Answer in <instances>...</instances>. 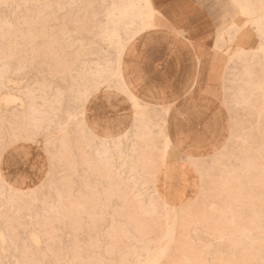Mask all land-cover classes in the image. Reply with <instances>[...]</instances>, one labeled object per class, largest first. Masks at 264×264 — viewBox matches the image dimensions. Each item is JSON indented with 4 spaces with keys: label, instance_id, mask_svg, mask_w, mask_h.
I'll return each instance as SVG.
<instances>
[{
    "label": "rangeland",
    "instance_id": "obj_1",
    "mask_svg": "<svg viewBox=\"0 0 264 264\" xmlns=\"http://www.w3.org/2000/svg\"><path fill=\"white\" fill-rule=\"evenodd\" d=\"M126 2L0 0V53L10 40L17 52L9 60V90L26 101L33 92L43 109L52 104L64 120L78 108V87L98 69L107 72L98 90L90 86L89 99L104 88L117 89L111 72L120 48L113 28L127 41L133 22L142 21L134 11L121 13ZM203 2L218 20L217 38L224 35L220 46L215 43L221 64L217 94L229 115V133L217 153L190 159L199 183L187 201L167 202L175 206L176 232L158 264H264V36L258 37L239 0ZM232 26L239 29L232 32ZM244 48L258 53L252 76L235 58ZM126 94L134 108L136 100L150 114L149 141L133 126L127 136L106 140L104 153L102 138L120 134L100 136L84 125L82 136L70 123L66 159L54 123L34 127L20 103L8 106L19 116L0 121V154L21 143L33 161L24 170L31 179L25 188L0 172V264H140L167 243L169 209L156 183L169 145L163 134L168 110ZM93 139L94 146L82 149Z\"/></svg>",
    "mask_w": 264,
    "mask_h": 264
},
{
    "label": "crops",
    "instance_id": "obj_2",
    "mask_svg": "<svg viewBox=\"0 0 264 264\" xmlns=\"http://www.w3.org/2000/svg\"><path fill=\"white\" fill-rule=\"evenodd\" d=\"M151 3L158 25L156 21L127 43L121 74L139 101L168 110L164 129L170 150L156 187L164 201L179 204L195 195L199 183L190 159L214 155L229 133V115L217 94L221 64L215 43L220 28L203 0ZM85 119L96 134L115 136L133 127L135 108L128 94L104 88L87 102ZM16 146L26 148L29 156L16 151L11 159L1 158L0 172L11 185L25 188L31 179L24 170L33 154L24 144Z\"/></svg>",
    "mask_w": 264,
    "mask_h": 264
},
{
    "label": "bare ground",
    "instance_id": "obj_3",
    "mask_svg": "<svg viewBox=\"0 0 264 264\" xmlns=\"http://www.w3.org/2000/svg\"><path fill=\"white\" fill-rule=\"evenodd\" d=\"M239 3L242 7V11L244 14L247 16H253L252 18V24L255 25V30L257 32V35L259 38H263L264 36V0H258L257 2L253 3L252 0H239ZM122 14H127L130 11H134L135 14L142 20L141 23H134L133 22V29L130 31V38L127 41H123V38L121 36V33L119 31V27L113 28L112 35L113 37H117L118 43H119V53L117 57V63L116 67L114 70L111 72V75L113 77H116L118 80V86L117 89H120L121 91H124L128 93V88L125 85L122 74H121V60H122V55L124 52V49L127 45V43L136 37L140 32L144 31L145 29L152 27L153 24H155V13L156 11L152 7L151 0H128L125 5H123L120 9ZM108 14V13H107ZM131 20V19H130ZM117 23H120V20H116ZM234 26V25H233ZM230 28V31H237L238 28L234 27ZM235 29V30H233ZM231 32V33H232ZM234 32V33H235ZM224 33V32H223ZM222 34V33H220ZM224 39V35H219V38H217L216 44L218 46L221 45L222 41ZM261 44V43H260ZM15 40L11 41L9 43L8 51L6 53H0V62L2 63V66H0V121L1 123H6L9 122L11 119H16L19 116L17 108H12L8 109V106L11 104H19L20 103V109L21 112L23 113L24 117L31 120V124L34 127H42L43 124L48 127L51 125V123H54L56 128H58L59 134H61L60 144L63 151L60 153L61 157L66 159L69 154H66L70 149L69 146L66 144V139H67V128L69 124L71 123H76L77 127L82 133L86 131L84 130V125L86 126L87 129L91 130L94 132L91 127L88 125L85 119V113H86V104L89 100V90L90 86H93L98 90L100 88V85L102 84V80H104L103 75L105 74L106 69H98L96 73L93 74V76L86 77L84 80V84L79 86L75 95V99L78 102V108L68 112L67 117L63 120L62 118H59L55 114L56 108L52 104H46L49 106V109L46 110L38 103V101L35 100L33 96V92L29 91L30 96L28 97L27 95V101L26 99H22L17 95H14L9 89V69H10V63L9 60L12 58H16L17 52L15 51ZM261 51L264 52V46L260 48ZM256 57H258L257 52H250L248 50L241 49L237 51L235 54V58H238L241 60L244 64V70H245V75L252 76L253 74V63L259 62L258 60L255 61ZM234 61V59L229 60ZM91 79V80H89ZM89 83V84H88ZM91 84V85H90ZM257 85V84H256ZM258 86V85H257ZM32 93V94H31ZM33 97V98H30ZM247 100V99H246ZM245 100V101H246ZM59 102V99L57 100ZM134 105H135V119H134V124L133 126L137 130V133L140 131L139 138L143 141H149V134L152 131V123L150 122L149 119V112L144 110L143 108L140 107V104L134 100ZM4 106V108H2ZM167 112L164 111L163 114H166ZM124 123V122H123ZM66 126V127H65ZM139 130V131H138ZM130 132V129L125 131L124 133H121L117 137H103L102 139L104 140L102 143L103 147V152L106 153L109 151L106 140L109 139H120L123 138L124 136H127L128 133ZM95 133V132H94ZM96 134V133H95ZM165 136V142L169 145H166L165 151H164V158L166 162L168 155H169V150H170V142L169 139L165 133L163 132ZM11 136H14V139H18V133H12ZM97 136L95 137V139ZM95 139H93V143L89 146H85L84 144L82 145V149L89 148L90 146H94L95 144ZM151 139V138H150ZM14 142V141H12ZM51 142V140H50ZM62 142V144H61ZM12 147L14 144H11ZM18 146H14L13 148H10L9 154L5 153L4 155L0 154V159L3 157H12L11 154L16 151H22V149H18ZM14 150V151H13ZM83 150V152L85 151ZM137 149H134V152H137ZM25 156H29L28 152H25ZM181 156V155H180ZM11 159V158H10ZM165 205L167 206V209H169V212L166 214L168 217V227H167V232H166V237H167V243L165 245H159L153 252H151L140 264H158L167 254V251L169 249V244L172 242L175 232H176V217H175V206H172L165 202ZM165 238V237H164ZM35 241H38L37 237H34ZM164 240V239H163ZM162 240V241H163ZM0 242L3 244L5 242V234L3 232L0 233Z\"/></svg>",
    "mask_w": 264,
    "mask_h": 264
}]
</instances>
